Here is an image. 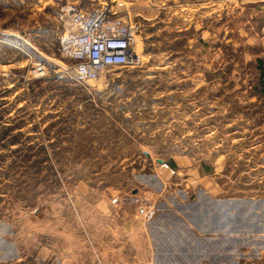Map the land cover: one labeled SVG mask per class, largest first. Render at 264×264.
<instances>
[{
	"label": "rangeland",
	"instance_id": "374dc122",
	"mask_svg": "<svg viewBox=\"0 0 264 264\" xmlns=\"http://www.w3.org/2000/svg\"><path fill=\"white\" fill-rule=\"evenodd\" d=\"M56 1L0 0V264H54L60 224L106 190L207 215L178 264H264V0H79L111 1L139 56L84 84L53 76L72 66Z\"/></svg>",
	"mask_w": 264,
	"mask_h": 264
},
{
	"label": "crops",
	"instance_id": "0c3cea01",
	"mask_svg": "<svg viewBox=\"0 0 264 264\" xmlns=\"http://www.w3.org/2000/svg\"><path fill=\"white\" fill-rule=\"evenodd\" d=\"M44 1L52 3L51 6L57 3L56 0ZM75 2L79 0H67V3ZM184 204L183 201H165L158 206V216L147 222L137 206L125 203L123 198L117 199L111 190H106L96 199L81 200L71 216L60 224L59 264H173L170 259L164 260L163 255L170 256L178 264V257L193 255L188 247L191 243L187 241L184 246L180 244L181 240H203L209 227L207 215L204 220L201 213L195 222L191 213L184 210ZM166 213L178 222L163 223L161 216ZM176 230L180 238L178 242H172L170 252L165 254L159 240L166 239L169 232ZM201 255H204L203 250Z\"/></svg>",
	"mask_w": 264,
	"mask_h": 264
},
{
	"label": "built area",
	"instance_id": "2783aa9c",
	"mask_svg": "<svg viewBox=\"0 0 264 264\" xmlns=\"http://www.w3.org/2000/svg\"><path fill=\"white\" fill-rule=\"evenodd\" d=\"M55 17L64 27L60 36L62 57L72 63V66L59 65L60 69L53 72L56 80L84 84L99 79L110 69L129 67L138 61L134 52L135 34L111 1L87 9L77 3H66ZM32 74L35 78L46 77V64L38 63ZM123 201L137 206L147 222L157 216L156 205L148 195H127ZM59 263L61 260L56 257L54 264Z\"/></svg>",
	"mask_w": 264,
	"mask_h": 264
},
{
	"label": "trees",
	"instance_id": "16d2710c",
	"mask_svg": "<svg viewBox=\"0 0 264 264\" xmlns=\"http://www.w3.org/2000/svg\"><path fill=\"white\" fill-rule=\"evenodd\" d=\"M260 64H259V68L262 70V74H261V86H262V89H261V92L264 93V69L262 67V62Z\"/></svg>",
	"mask_w": 264,
	"mask_h": 264
},
{
	"label": "water",
	"instance_id": "95a60500",
	"mask_svg": "<svg viewBox=\"0 0 264 264\" xmlns=\"http://www.w3.org/2000/svg\"><path fill=\"white\" fill-rule=\"evenodd\" d=\"M148 154V153H147ZM149 155V154H148ZM159 163H163L164 161L163 160H160V159H158L157 160Z\"/></svg>",
	"mask_w": 264,
	"mask_h": 264
}]
</instances>
